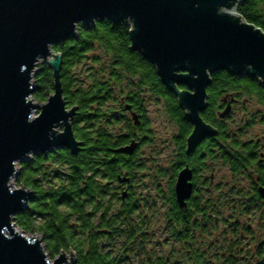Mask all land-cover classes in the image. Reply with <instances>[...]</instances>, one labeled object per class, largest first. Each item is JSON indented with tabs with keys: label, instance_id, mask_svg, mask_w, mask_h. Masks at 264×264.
I'll list each match as a JSON object with an SVG mask.
<instances>
[{
	"label": "water",
	"instance_id": "1",
	"mask_svg": "<svg viewBox=\"0 0 264 264\" xmlns=\"http://www.w3.org/2000/svg\"><path fill=\"white\" fill-rule=\"evenodd\" d=\"M245 1L0 0V264H76L72 250L51 260L42 237H25L13 222L33 196L30 189L16 185V164L54 147L72 154L81 149L71 125L76 107L67 109L63 98L62 56L52 46L75 38L79 23H123L129 28L130 49L154 66L162 85L194 123L188 139L192 147L210 133L197 112L205 105L213 73L255 78L264 85V32L238 14ZM41 59L53 78V93L44 103L32 98L34 70ZM182 84L193 92L179 89ZM60 125L63 130L57 132ZM131 151L129 145L117 150ZM188 178L186 171L178 175L180 207L190 193Z\"/></svg>",
	"mask_w": 264,
	"mask_h": 264
},
{
	"label": "flooded vegetation",
	"instance_id": "2",
	"mask_svg": "<svg viewBox=\"0 0 264 264\" xmlns=\"http://www.w3.org/2000/svg\"><path fill=\"white\" fill-rule=\"evenodd\" d=\"M223 73L210 76L205 105L197 112L210 133L192 147L188 139L195 125L177 98L175 108L164 103L156 108L158 119L143 105L125 108V116L120 108H113L125 119H118V124L126 126L116 131L123 136L119 147L129 145L132 151H112L127 160V167L82 174L78 198L88 220L82 227V239L129 242L116 248L120 264H128L127 257L135 251L149 250L145 241L158 228L162 253L169 238L177 251L187 245L193 262L207 257L209 264H264V85L258 79L227 72L240 79L232 84L230 79L222 82ZM178 87L193 92L187 85ZM77 117L79 111L71 119L72 129ZM156 123L161 127L159 137L152 135ZM57 128V132L63 130L62 125ZM57 150L66 149L54 147L44 155ZM182 171L189 175L190 189L184 207L179 206L175 193ZM90 180L95 182L93 194L86 191ZM34 196L33 192L29 203ZM109 250L115 251L113 247Z\"/></svg>",
	"mask_w": 264,
	"mask_h": 264
},
{
	"label": "trees",
	"instance_id": "3",
	"mask_svg": "<svg viewBox=\"0 0 264 264\" xmlns=\"http://www.w3.org/2000/svg\"><path fill=\"white\" fill-rule=\"evenodd\" d=\"M237 12L246 22L264 32V0H246ZM96 49L100 52L98 56L94 53ZM52 51L62 56L60 82L63 98L67 109L76 107L75 113L79 111L73 130L76 140L84 145L76 154L57 150L18 163L19 173L15 181L18 186L34 192L35 196L27 209L15 215L13 222L24 233L40 235L50 258L72 250L76 264H120L117 244L127 245L129 242H103L81 237L82 227L88 222L78 198L82 174L99 168L127 167V160L117 154L123 136L112 130L114 122L125 119L116 118L118 113L114 115L113 108H120V112L125 110V105L141 108L148 93L167 108L177 107L176 99L162 85L154 66L130 49L129 28L123 23L113 24L106 19H97L89 26L79 23L77 36L54 44ZM90 54L95 55L91 58L92 64L99 63V68L84 67L85 72L83 65ZM226 79L232 84L240 77H231L224 72L220 80L224 82ZM33 82L32 98L39 103L46 102L53 93L50 68L41 63ZM124 82L129 88L126 92L119 88ZM216 87L222 88L214 85ZM115 90L120 91L118 97ZM100 152L106 155H98ZM86 184V191L93 194L95 182L90 180ZM169 229L175 234L173 224L169 223ZM167 245L165 253L159 249L142 250L135 251L131 257L136 264H209L207 257H197L193 262L194 258L186 251L187 245L182 252L176 250L174 240L172 246ZM112 247L115 251L109 250Z\"/></svg>",
	"mask_w": 264,
	"mask_h": 264
},
{
	"label": "rangeland",
	"instance_id": "4",
	"mask_svg": "<svg viewBox=\"0 0 264 264\" xmlns=\"http://www.w3.org/2000/svg\"><path fill=\"white\" fill-rule=\"evenodd\" d=\"M94 53L95 54H97L96 56H98L99 54H100V52L96 49L95 51H94ZM95 55H93L92 56V54H90V55H88V60H87V62L83 65V69H84V67H91V66H93V67H95L96 69L97 68H99V63L98 64H92V62H91V58L92 57H94ZM100 57H101V59L103 60V61H106V59H105V57H103L102 55H100ZM49 59V58H48ZM48 59L46 60V61H48ZM41 63H43L44 65H46L45 64V62L41 59V60H39L38 62H37V65H36V69L34 70V71H36L37 72V70H38V68H39V65L41 64ZM105 63V62H104ZM84 71L86 72L87 70L86 69H84ZM35 72V73H36ZM128 85H127V83L126 82H124V83H122L121 85H120V87L119 88H121V90L123 89V92H126V91H128L129 90V88L127 87ZM120 93V91H117V90H115V94H116V97H118V94ZM143 108H146L147 109V111H148V113L150 114V116L154 119V118H156V119H158V116L156 115L155 116V112H156V108H161L160 106L162 105V104H158L157 102H156V99L153 97V96H151L149 93L143 98ZM38 113H37V110L36 109H34L33 110V112H32V116H36ZM114 115H115V112H114ZM123 115L125 116V113L123 112ZM117 117L118 118H121V117H119V115H117ZM160 126L158 125V123H156L154 126H153V130H152V132H153V136H155V137H159L160 136ZM57 130H58V128H56ZM120 129H124V126L123 125H121V124H115L114 125V127H113V131L114 132H116V131H118V130H120ZM16 167L17 168H19V164L17 163L16 164ZM16 185H18L17 184V182H16ZM159 223H158V221H157V224L156 225H158ZM153 222H152V227L153 228H156L157 226H156ZM15 227V229L16 230H18L20 233H22L25 237H29L31 234H33V233H24V232H22L18 227H16V226H14ZM157 229L158 228H156V231L153 233V231H151L150 232V235L151 236H149L147 239H146V241H145V246H146V248L147 249H149V250H158V248H159V246H158V244H160L159 242V239H158V233H157ZM169 239V238H168ZM167 239V244H170L171 242L169 241ZM171 245V244H170ZM165 246H166V243H165ZM167 247H168V245H167ZM43 248H44V246H43ZM44 250H45V248H44ZM45 253L46 254H48L47 253V251L45 250ZM66 255H69L70 254V251L68 250V251H66V252H64ZM206 254V253H205ZM49 256V255H48ZM132 255H130V256H128L127 258H129V263L128 264H136V262H134L133 261V257H131ZM56 257V256H55ZM54 257V258H55ZM50 258V257H49ZM54 258H50L51 260H53ZM126 257H123V259H125ZM67 260L69 261L70 260V258H67Z\"/></svg>",
	"mask_w": 264,
	"mask_h": 264
}]
</instances>
